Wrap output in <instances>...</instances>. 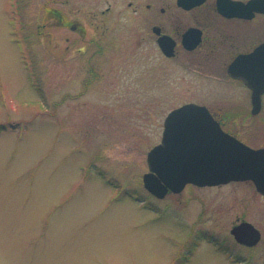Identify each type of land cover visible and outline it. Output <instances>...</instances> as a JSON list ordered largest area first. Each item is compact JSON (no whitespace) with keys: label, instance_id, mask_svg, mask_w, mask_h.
<instances>
[{"label":"rangeland","instance_id":"1","mask_svg":"<svg viewBox=\"0 0 264 264\" xmlns=\"http://www.w3.org/2000/svg\"><path fill=\"white\" fill-rule=\"evenodd\" d=\"M108 1L0 0V264H264V195L251 182L162 198L143 182L171 109L211 105L241 130L244 105L225 104L241 89L200 68L180 38L175 56L158 50L152 24L181 34L192 13L158 9L147 25ZM243 220L262 231L254 246L231 233Z\"/></svg>","mask_w":264,"mask_h":264},{"label":"flooded vegetation","instance_id":"2","mask_svg":"<svg viewBox=\"0 0 264 264\" xmlns=\"http://www.w3.org/2000/svg\"><path fill=\"white\" fill-rule=\"evenodd\" d=\"M123 1L126 4L124 8L125 11L132 13L135 19H139L141 17L144 21L148 22L147 25L151 24L152 17L156 13H159L157 11L158 9L161 13H163L164 16L167 14V9H179L183 12L188 11V13H192L193 22L195 24L188 26L181 32V34H178L180 30L175 29H173V31H175L176 34L171 33L170 29L164 24H152V35H156L155 40L158 50L164 57L170 58L175 56L178 52V42L180 38V44L185 51L190 52L193 54V56H195L200 68H203V66L207 67L209 65L220 67V72L224 74L227 82L235 88L241 89L242 92L239 98H233L234 100L232 102H227L225 104L231 105L235 102L236 105H244L246 110V121L242 119L244 122L243 127L241 130H238L232 126V122H235L232 118L233 114L221 112L217 108L207 105L209 111L223 132L239 139L241 142L254 149L264 148V139L256 140V137L261 135L264 136V89L261 92L260 97H255L253 95L251 84H249L247 79L240 74L241 71H246V67L248 66L238 62V58L241 60H248L249 55L254 53L256 49L264 43V11L256 9L257 5H253V9H251L252 7L250 8V6L244 5V3H249L251 0H202L191 7H185L181 5L179 0ZM161 1L165 2L166 4H159ZM108 2L109 3L107 7L105 9H101L97 13L98 18H101V16H103L107 11H111L113 8V3L111 1ZM224 5L228 7V14H225L221 10ZM240 6H242V8ZM243 6L248 8L243 9ZM58 17L60 25L69 27L71 30H81L84 33L86 26H84V24L78 18L67 17L65 20L62 12L58 14ZM171 19H173L175 23H179L182 22L185 17L183 13H179ZM224 22L227 24V27L224 31L217 28L215 33L208 34L206 25H218L223 24ZM191 26L198 27L202 31L201 39L197 46H195L193 49L185 47L182 39L184 32ZM162 35H170L175 40L174 51L171 56H168L163 52L158 42V39ZM98 38L91 36L89 41L94 45H97ZM77 50L86 57L87 66H89L91 50H89L86 45L78 48ZM93 55L94 54L91 56ZM92 68H94V66H92ZM242 116L244 117V115ZM238 181L251 182L256 190L262 193L258 189L253 179L248 178ZM254 225L258 228L262 235L260 227H258L256 224Z\"/></svg>","mask_w":264,"mask_h":264},{"label":"water","instance_id":"3","mask_svg":"<svg viewBox=\"0 0 264 264\" xmlns=\"http://www.w3.org/2000/svg\"><path fill=\"white\" fill-rule=\"evenodd\" d=\"M190 32L188 31L186 35ZM160 41L164 47L165 40ZM164 49L170 52L168 48ZM262 87L260 91L264 89V77ZM204 114H206L204 107L191 103L174 109L168 115L162 143L154 146L148 153L151 171L144 174L145 186L153 193L163 196L169 187L180 190L188 181L219 183L253 175L257 179L259 189L264 192V181L255 174L246 173L245 167L247 161L257 155L261 156L262 151L252 152L236 145L238 147L232 148L237 150H222V147H217L208 154L209 151L199 144L201 136L205 134V127H208L198 126V123L203 124L206 120L207 117L202 116ZM199 128L203 130L199 132ZM206 154L208 160L205 161L212 164V168L203 160ZM260 166L258 175L264 173V165ZM210 169H214L213 174L209 172ZM232 231L239 241L247 244H254L260 238L259 231L250 222H244Z\"/></svg>","mask_w":264,"mask_h":264}]
</instances>
